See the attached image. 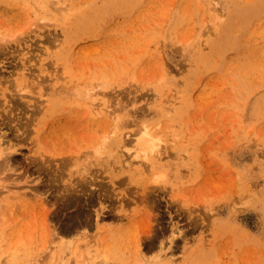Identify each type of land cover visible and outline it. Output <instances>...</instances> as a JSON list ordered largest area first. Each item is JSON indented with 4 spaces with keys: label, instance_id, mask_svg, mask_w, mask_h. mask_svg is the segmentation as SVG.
Listing matches in <instances>:
<instances>
[{
    "label": "rangeland",
    "instance_id": "rangeland-1",
    "mask_svg": "<svg viewBox=\"0 0 264 264\" xmlns=\"http://www.w3.org/2000/svg\"><path fill=\"white\" fill-rule=\"evenodd\" d=\"M79 11L91 37L54 63ZM73 82L120 119L84 103L79 137L27 133ZM142 123L165 151L150 169L123 162ZM0 264H264V0H0Z\"/></svg>",
    "mask_w": 264,
    "mask_h": 264
},
{
    "label": "bare ground",
    "instance_id": "bare-ground-1",
    "mask_svg": "<svg viewBox=\"0 0 264 264\" xmlns=\"http://www.w3.org/2000/svg\"><path fill=\"white\" fill-rule=\"evenodd\" d=\"M250 1V0H248ZM77 6V5H76ZM112 7H109L108 10L111 11ZM252 9L251 8V5H246L245 6V18L247 19L248 16L251 15L252 13ZM69 10V9H68ZM76 10V9H75ZM83 10V9H81ZM72 11V10H71ZM80 13L76 12V15H75V19L74 21L71 20V18H67V22H65V28H63V34H64V39H62L59 43V49L57 51H54L55 53V57L56 60L53 61L54 63H59V60L60 59H64L66 61H69L68 59L73 57L72 55H74L76 53V48H77V45L80 44L88 39V37H91V35H88L86 37L82 36L84 34L83 30L85 29V27L88 25V22H87V17L85 15H83V13L81 11H79ZM73 13V12H72ZM73 15V14H72ZM67 16V15H65ZM71 20V21H69ZM209 32V31H207ZM206 32V33H207ZM216 35V34H215ZM246 40V38L244 39ZM231 41V38H227V41H226V45ZM225 40L222 41V39L220 38L219 40H215L214 43H212V46L213 48H218V50L216 49L215 52L217 53V55H219L218 52H222L224 49L223 47L226 46L225 44ZM238 43L241 45L242 43V39L241 38H238ZM81 44V45H82ZM238 44V46H239ZM239 51V50H238ZM83 51L79 52L78 54L82 53ZM78 54H76V57L78 56ZM49 56V55H48ZM215 56V53L213 52L212 50V54L210 53L209 57H214ZM218 57V56H217ZM70 62V61H69ZM43 66V65H42ZM65 69V68H64ZM197 75V74H196ZM63 77V76H62ZM198 79H202V78H198ZM203 81V80H201ZM48 82V81H47ZM212 83V82H211ZM68 83H64L63 86L65 88V90H62L61 89H58V86L57 83L54 84V87H53V91H52V98L50 99L49 97L45 98L44 102H45V105L41 108V117L40 119H38L36 117V113L38 111H36L35 109L33 110L34 112H32L30 114V117L27 121V123L25 122L24 124H26L25 126V130L27 131L28 133V128H30V126L33 124L35 125L32 130L35 132V135L37 136V140L38 141H41L42 139H45L46 137V140L48 137H50L51 135H55L57 136L56 134H61L59 136L61 137H58V138H62L64 134L68 135L70 133H77L79 132V125H78V122L77 121V115L75 114V110L79 109V108H82L83 104L84 103H87V108L88 109H91L92 113H94V115H96V119L98 121L102 120V119H105L107 121H110L112 122L113 124H115L118 119H120V116L119 115H116L113 113V111L108 108L107 106H102L100 104H94L91 99H89L87 101V96H91L90 93L88 92H85L83 93V91L81 90L80 86L78 85L76 87V84L75 82L71 83V84H68ZM53 86V85H52ZM51 86V87H52ZM49 89L48 87L46 88V90ZM72 89H75V92L76 93H79L81 96L80 97H83L85 99V101H79L77 103H74L73 101H69V100H66L67 98L65 96H67L70 91ZM45 90V91H46ZM43 93V92H42ZM44 95V94H43ZM42 95V96H43ZM61 95H64V97H62ZM208 100H209V97H206ZM11 101V100H10ZM13 101V99H12ZM87 101V102H86ZM207 100H205L206 102ZM207 103V102H206ZM168 105V104H167ZM17 107V105H15ZM13 106V107H15ZM188 106V105H187ZM15 107V108H16ZM17 109V108H16ZM15 109V110H16ZM19 109V108H18ZM188 109V108H187ZM107 110V111H106ZM222 111V110H221ZM225 111V110H224ZM42 112L44 114H42ZM222 113V112H221ZM35 114V116L33 115ZM224 114V113H223ZM130 116V115H129ZM21 120H19V123H20ZM30 121V122H29ZM135 121V120H134ZM173 121V120H172ZM18 123V124H19ZM23 123V122H22ZM20 123L21 125H24ZM131 123V122H130ZM137 123V121H136ZM131 125V124H129ZM134 125V124H133ZM20 126V125H19ZM137 126H138V123H137ZM141 127L139 128L138 131H136L137 135L135 137H132L131 139L129 140H125V142L122 144V147L124 148H127L128 150V147L130 149V151H127L128 153L125 152V148L123 149L124 152H123V157L124 156H127V160H124L123 162H127L130 160V158H140L138 160H144V162L146 163V168L150 169L151 167L154 166V163L156 160H162V156H163V153L165 152L164 150H161L160 148V145L162 144V138L155 135L154 134V130L152 131L150 126L147 124V123H142L140 125ZM21 127V126H20ZM17 128V127H16ZM132 128H134L132 126ZM196 128V127H195ZM194 128V129H195ZM31 129V128H30ZM23 130V128H22ZM137 130V129H136ZM193 130V129H192ZM20 131V130H19ZM18 131V132H19ZM194 131V130H193ZM25 132V131H24ZM45 132V133H44ZM44 133V136L42 135ZM135 133V132H134ZM24 134V133H22ZM63 134V135H62ZM80 134V133H79ZM45 135H50V136H45ZM22 136V135H21ZM74 136V135H72ZM77 136L79 137L78 133H77ZM76 136V137H77ZM191 138V137H190ZM53 139H57V137H54ZM107 137H102L101 140L98 142L97 146L93 147L94 148V152L97 154V155H101L104 153V149H108V146H110L112 144L111 143H107L105 144V141H106ZM58 140V139H57ZM189 141V140H188ZM187 142V141H185ZM184 142V143H185ZM10 143V142H9ZM97 143V142H96ZM104 144V146H103ZM116 144V143H115ZM131 145V146H130ZM113 147V146H112ZM164 147V146H162ZM120 150H122L120 147H118ZM10 149V148H9ZM111 152H114V150L116 149L118 151V149L115 147V148H111ZM163 149V148H162ZM161 150V151H160ZM92 151V150H91ZM164 151V152H162ZM198 151V150H197ZM10 152V151H9ZM8 152V153H9ZM199 152V151H198ZM7 153V154H8ZM5 154V153H3ZM43 154V153H42ZM96 155V156H97ZM187 155V154H186ZM185 155V156H186ZM193 155V154H191ZM207 155V154H206ZM42 157V155H41ZM40 157V158H41ZM44 157V156H43ZM42 157V158H43ZM188 157V156H187ZM115 158H121L120 155H116ZM189 158V157H188ZM47 159V158H46ZM52 159V158H51ZM185 158H183V160H185ZM215 159V158H214ZM213 159V160H214ZM98 160H101L100 159V156L98 158ZM120 160V159H119ZM193 160V159H192ZM52 161V160H51ZM65 162V160H63ZM112 161V160H111ZM118 161V160H117ZM117 161H114V164H119V165H123L121 164L120 162H122V160L120 162H117ZM35 162V161H33ZM49 162V161H47ZM46 162V163H47ZM208 162V161H207ZM211 162V161H209ZM52 163V162H51ZM212 163V162H211ZM65 164V163H64ZM3 164H1L2 166ZM127 165H129V163H127ZM201 166V165H200ZM199 166V167H200ZM4 167V166H3ZM59 170V169H57ZM190 171V170H189ZM59 172V171H58ZM62 173V171L60 172V174ZM63 174V173H62ZM61 174V175H62ZM116 174H119V173H116ZM60 176V175H59ZM61 177V176H60ZM182 184V183H181ZM81 185V184H80ZM79 186V185H78ZM77 186V187H78ZM152 186V185H151ZM74 187V186H73ZM75 187V188H77ZM80 187V186H79ZM69 189H71L70 187H68ZM84 188V187H82ZM148 188V187H147ZM146 188V189H147ZM177 188V187H176ZM157 189V188H156ZM74 190V191H73ZM73 190L71 189L70 191H72L71 193H75L77 191H83V190H76L73 188ZM76 190V191H75ZM86 190V189H85ZM149 191V188L147 189ZM153 190V189H152ZM158 190V189H157ZM160 190V189H159ZM67 191V190H65ZM70 191L66 192V193H69ZM151 191V190H150ZM154 191H155V188H154ZM152 191V192H154ZM170 191V190H169ZM168 191V192H169ZM84 192V191H83ZM150 193V192H149ZM170 193V192H169ZM151 194V193H150ZM63 196H65V194H63ZM146 196V195H145ZM188 197V196H187ZM176 199V198H175ZM193 199V197H192ZM198 199V198H197ZM178 200V199H176ZM186 200V199H185ZM181 201V200H179ZM199 202V201H198ZM29 203V202H28ZM173 203H175V200L173 201ZM175 205V204H174ZM195 205V204H194ZM123 208V207H122ZM196 208V207H195ZM198 210V208H196ZM196 210V211H197ZM200 210V209H199ZM195 212V210H193ZM202 211V209H201ZM210 211L212 212L213 210L210 208ZM137 212V211H136ZM202 213V212H201ZM209 213V212H208ZM194 214V213H193ZM178 215V214H177ZM200 215V214H199ZM204 214H202L203 216ZM179 216H180V213H179ZM190 216H192V213L190 214ZM197 217V215H195ZM194 216V217H195ZM201 216V215H200ZM199 216V217H200ZM122 218V217H121ZM211 218V217H210ZM210 218H209V222H210ZM196 219V218H195ZM201 219V217H200ZM205 219V218H204ZM193 220V218H192ZM195 222V221H194ZM192 223V224H195V223ZM208 222V224H209ZM130 223H133V222H130ZM203 223V222H202ZM198 226V224H196ZM131 227L130 224L129 226L126 228V229H122L120 231H123V232H126L128 231V228ZM195 229V228H194ZM117 230V229H116ZM149 230V229H147ZM177 230V229H176ZM181 230V229H180ZM151 230H149L150 232ZM154 231V229H153ZM175 231V230H174ZM179 231V230H178ZM185 232V231H184ZM175 235H177L176 233L177 232H174ZM185 235V234H184ZM186 236V235H185ZM187 237V236H186ZM187 240H189L188 238H186ZM189 237V236H188ZM157 238V237H155ZM154 238V236L150 239L151 241H154L156 240ZM181 238V237H180ZM184 237H182L181 239H183ZM136 239V242L138 244V246H142V243L144 242V238H142V236H140L139 238L138 237H135ZM134 239V240H135ZM149 239V238H148ZM149 239V240H150ZM148 240V241H149ZM168 241V240H167ZM166 241V242H167ZM170 241V240H169ZM168 241V243H170ZM163 244H166L165 241L163 240ZM172 242V241H171ZM175 242H176V239H175ZM146 243V240L145 242ZM162 243V242H161ZM147 244V243H146ZM175 244V243H174ZM145 245V244H144ZM153 245V244H152ZM167 245V244H166ZM173 246V245H171ZM64 247V246H63ZM164 247V246H162ZM172 248V247H170ZM201 248H202V245H201ZM172 252V251H170ZM169 252V253H170ZM167 253V254H169ZM173 253V252H172ZM171 253V256H174V253L172 255ZM170 255V254H169ZM167 255V256H169ZM170 256V257H171ZM63 262V260H62Z\"/></svg>",
    "mask_w": 264,
    "mask_h": 264
}]
</instances>
